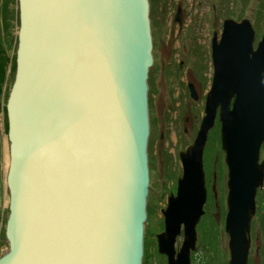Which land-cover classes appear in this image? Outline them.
<instances>
[{"label": "water", "instance_id": "obj_1", "mask_svg": "<svg viewBox=\"0 0 264 264\" xmlns=\"http://www.w3.org/2000/svg\"><path fill=\"white\" fill-rule=\"evenodd\" d=\"M18 2L17 69L7 102L9 249L0 264H143L150 0ZM255 41L247 19H226L220 38L214 33L204 118L193 145L179 154L183 176L158 235L168 264H191L197 249L208 200L204 155L218 119L228 168L229 264H249L264 189V35ZM190 91L197 100L192 85Z\"/></svg>", "mask_w": 264, "mask_h": 264}, {"label": "rangeland", "instance_id": "obj_2", "mask_svg": "<svg viewBox=\"0 0 264 264\" xmlns=\"http://www.w3.org/2000/svg\"><path fill=\"white\" fill-rule=\"evenodd\" d=\"M166 4V21L158 20V25L153 28L155 59L149 76L151 187L146 240L151 264H159L161 258L165 260L159 255L156 243L151 241L155 233L161 229L165 231L163 211L167 209L169 198L177 195L178 181L183 176L179 154L193 145L204 117L205 99L214 78V33L220 38L226 19L237 22L247 19L256 31L255 47L264 35V0H152L154 18L159 17L161 6ZM179 10L181 24L174 22ZM14 13L15 0H0L1 41L10 58L14 50L13 37L19 34V31L16 33ZM190 83L195 85L200 96L198 101L189 96ZM10 85L8 90L7 85L3 86L5 93L11 91ZM217 127L211 131L205 150L208 200L205 215L197 228V249L192 253V264H229L231 260L230 240L225 232L228 168L225 153L219 146ZM261 161L264 162V145ZM259 207L252 223L249 264H264V213ZM5 221L6 217L0 219L1 255L9 249L4 233ZM177 239L176 246L180 249L183 234Z\"/></svg>", "mask_w": 264, "mask_h": 264}, {"label": "trees", "instance_id": "obj_3", "mask_svg": "<svg viewBox=\"0 0 264 264\" xmlns=\"http://www.w3.org/2000/svg\"><path fill=\"white\" fill-rule=\"evenodd\" d=\"M14 17H15V22H16V33H18V31L20 29V15H19V2H18V0H15ZM13 38H15L14 50H13V55L10 58L8 56L7 50L4 48V45L2 44L3 41H1V31H0V41H1L0 42V94H2V100L0 101V115L3 117L5 133L7 135H8V131H9L7 102H8L9 95H10L11 91L9 90V92L6 91V93H5V89L3 86L7 85V90H8V85L11 84L10 88L12 89L14 81H15V75H16V69H17L16 60H17V49H18V34H16L15 37H13ZM11 41H12V38H11ZM6 42L8 43V41H6ZM7 72H9V74H7ZM10 80H11V83L9 82ZM7 81H8V83H7ZM217 126L218 127L216 130V133L218 134L219 146L221 148V144H220V142H221V136H220L221 126H220V123H218ZM149 146H150V142H149ZM149 151H150V148H149ZM204 165H205V162H204ZM257 203H258V207L260 205L264 206V189L259 190V193L257 196ZM262 206L259 207V210L261 211V213H264V207H262ZM148 211H149V204H148ZM0 213H1V211H0ZM8 214H10L9 209H7L6 216H5L6 217L5 232H4L5 238H6V224H7L8 218H9Z\"/></svg>", "mask_w": 264, "mask_h": 264}, {"label": "crops", "instance_id": "obj_4", "mask_svg": "<svg viewBox=\"0 0 264 264\" xmlns=\"http://www.w3.org/2000/svg\"><path fill=\"white\" fill-rule=\"evenodd\" d=\"M9 141L5 133L3 117L0 115V211L9 208V193L7 186V175L9 170ZM2 212V211H1ZM3 224V221H2ZM2 228V227H1ZM2 229L0 230V252L3 248ZM6 243V242H5ZM4 255L0 253V259Z\"/></svg>", "mask_w": 264, "mask_h": 264}, {"label": "flooded vegetation", "instance_id": "obj_5", "mask_svg": "<svg viewBox=\"0 0 264 264\" xmlns=\"http://www.w3.org/2000/svg\"><path fill=\"white\" fill-rule=\"evenodd\" d=\"M150 3H151V5H152V0H150ZM152 7V6H151ZM167 4L165 5V6H161V14L159 15V17L158 18H154L155 17V15L153 14V10H152V8H151V10H152V12H151V21H152V34H153V43H154V50H155V45H156V42H155V37H154V30H153V28L155 29L156 28V26L158 25V20H160L161 19V21H166V17H165V15H167L168 14V12H167ZM162 10H164L163 12H162ZM179 11H177V14H176V17H175V23H182V21H181V13H180V15H179V13H178ZM179 19V21H177ZM163 50V49H162ZM153 54H154V52H153ZM155 55V54H154ZM154 59H155V56H154ZM151 72V71H150ZM150 82V81H149ZM190 85H192L193 86V88H194V91H195V93H196V96H197V100H195V101H198L199 99H200V96H199V94L197 93V90H196V88H195V85H193L192 83H190L189 85H188V92H189V96L191 97V91H190ZM149 86H150V83H149ZM149 96H150V91H149ZM208 96V95H207ZM207 96H206V99H207ZM192 98V97H191ZM206 99H205V105H206ZM204 112H205V108H204ZM205 114V113H204ZM204 118V117H203ZM203 120V119H202ZM201 123H202V121H201ZM218 123H219V119L217 120V122H216V125H215V127H217V125H218ZM201 125V124H200ZM200 128V127H199ZM199 131V130H198ZM198 133V132H197ZM197 136V135H196ZM148 153H149V158H150V151H149V149H148ZM150 171H151V169H150ZM165 231L163 230V229H161L160 231H159V233L157 234V233H155L154 234V236L156 237V241H155V237L153 236V240L151 241V243H156V246H157V248H158V253H159V255L160 256H162L165 260L163 261V259L161 258L160 259V262H159V264H168V257L166 256V255H163V254H161L160 252H159V243H158V235H160V234H162V233H164ZM147 234V233H146ZM146 234H145V237H147L146 236ZM182 234H183V237H184V232H182ZM182 234L178 237V238H180L181 236H182ZM177 242H178V239H177V241H176V244H177ZM183 242H184V240H183ZM182 246H183V243H182ZM182 246H181V248L179 249L176 245H175V250H176V256H175V259H177V255H178V253L181 251V249H182ZM147 240H146V238H145V255H144V261H143V264H151L150 263V259L148 258V256H147ZM154 247V246H153ZM193 253V252H192ZM191 258H192V254H191ZM191 261H192V259H191ZM191 264H192V262H191Z\"/></svg>", "mask_w": 264, "mask_h": 264}, {"label": "bare ground", "instance_id": "obj_6", "mask_svg": "<svg viewBox=\"0 0 264 264\" xmlns=\"http://www.w3.org/2000/svg\"><path fill=\"white\" fill-rule=\"evenodd\" d=\"M149 95V94H148ZM149 154V153H148ZM9 156H10V148H9ZM9 166H10V157H9ZM9 171V170H8ZM8 176V175H7ZM8 186V185H7ZM9 192V191H8ZM9 205H10V196H9ZM146 238V237H145ZM8 243V242H7ZM9 246V245H8Z\"/></svg>", "mask_w": 264, "mask_h": 264}]
</instances>
